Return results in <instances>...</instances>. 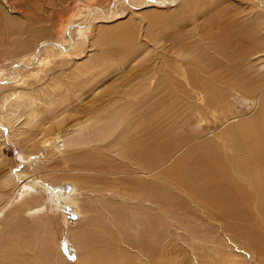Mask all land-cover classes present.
I'll list each match as a JSON object with an SVG mask.
<instances>
[{"label": "rangeland", "instance_id": "1", "mask_svg": "<svg viewBox=\"0 0 264 264\" xmlns=\"http://www.w3.org/2000/svg\"><path fill=\"white\" fill-rule=\"evenodd\" d=\"M110 1L0 0V171L8 173L11 170L10 175L0 176V184L5 176L11 177L9 186L3 187L6 192L4 200L0 203V213L6 212H3L5 215L3 214L0 221V264H264V258L259 259L255 251H249L245 246L252 242L264 251V236L260 235H264L262 223L257 225L251 220L245 224L247 232L256 229L254 233L256 231L258 235L254 234L253 240L246 242L248 238L239 240L240 232L237 234V231L238 237L233 235L235 239H232L220 221L213 220L202 226V222L189 211L191 199L198 200L206 207V198L197 196L202 192L204 183L207 182L206 195L211 196L216 194V190L220 191V187L215 189L210 183L218 172L217 167L213 165L209 164L212 166L209 167L196 160L197 170L189 167L190 172L196 171V175L201 176L199 182L194 177H189L184 184L176 177L169 180L160 178L167 183H159L158 186L166 190L168 195L158 202L156 212L145 210L146 213L139 212L135 209L137 204L124 198L111 200L112 196L107 199L102 194L89 190H83L80 195L76 188L75 191V183L72 180H63L53 187L50 176L45 179L46 173H65L64 165L57 162L60 157L54 155L51 147L47 145L53 142L54 148L60 149L63 143L68 144L71 138H74L73 134L67 135L62 131L75 123L67 125L69 112L75 109V104L73 106L71 103L75 100L81 104H77V107L84 108L91 103L89 98L106 99L107 95H117L119 92V95L122 92L124 95L133 85L135 89L127 97L135 96L136 99H142L143 95L151 92L150 88H155L151 95L152 101L155 102L152 107L154 118L159 125V133L155 134L159 151L169 154L178 149L181 156L186 154L185 157H189V161L197 158L200 153L195 150L190 152V155L187 154L188 145L179 146L181 143L188 138L198 142L205 139V142L211 140L212 145L215 143V146L222 149V139L218 136L225 138L227 129L239 124L242 119L250 118L258 110L257 101L250 97V100L247 99L239 91L229 95L235 85H232L227 77L221 79L223 88L220 87V90H229H226L228 96L222 98L226 102L224 107L221 105L223 101L218 104L219 110L203 113L200 110L201 114L197 109L198 106H203L197 96L201 91L188 89L187 92L193 97L190 99L181 88L178 89L176 85L175 87L170 79L162 78L159 84L157 77L155 80L151 79L152 75H157L158 54L169 52L170 57L175 50L195 52V55L202 53L204 56L201 60L204 63L211 61V55L219 57V65L231 71L228 76L243 79L239 52L256 50L255 43H251L247 34L253 35L256 32L255 36H264L262 0L260 4L259 0H230L236 4L221 1L217 8L209 6L206 9L217 17V22L212 26L210 23L208 26L200 18V7L194 9L193 0H166V4L154 5L140 11L136 6H148L153 0H123L119 11L111 15V18H104L102 11L110 14L113 0L111 3ZM134 8L136 10H133ZM92 14L94 20L89 22ZM227 20L231 21V25L237 30L234 36L227 39L220 36L215 38L213 33L220 29H215L214 25H222ZM224 23L223 25L226 24ZM202 24L206 25V29L201 32L204 27ZM119 33L129 35L131 46L128 47L136 50L135 46L138 45L139 55L137 50L131 48L132 56L121 57L118 62L104 63L102 66H91L97 56L105 57L107 52H124L125 47L113 40ZM71 40L75 43L74 47H71ZM53 43L62 44L64 46L61 45V48L65 49H53L48 46ZM24 46L27 49L22 50ZM40 48L41 61L34 66ZM227 56L237 57L230 59ZM263 63L264 59L256 62L259 66ZM126 71L130 72L126 75ZM150 81H153L152 86ZM140 83L147 86L145 93L136 91L139 90ZM13 93H16V98L32 99L38 117L36 124L30 123L32 118L29 116L17 119L25 112V105L17 110L12 107L11 102H6L5 97ZM202 96L208 100L213 98L211 94ZM64 97L65 104H62L64 101H59L58 98ZM56 99L59 102L55 101ZM66 105L69 109L64 113ZM1 106H4V111ZM6 109L9 110L8 121L3 120L2 116ZM214 133L215 135H212ZM78 152L68 150L71 161H74L72 157ZM204 174L207 176L203 181ZM23 176L31 178L27 187H32L40 195V204H35L33 209L36 211L40 209L38 206H45L46 213L42 219L25 216L24 210L27 211V208L22 209L23 206L20 213L17 212V201L25 186L26 179ZM70 196H77L86 207L91 204L89 209H86V216L80 214L75 204L65 201V198ZM67 200L70 201L69 198ZM254 202H251L253 208L256 207ZM142 205L145 207V204ZM130 207H134L137 212ZM147 212L155 213V221L149 220ZM14 213H18L16 218ZM111 216L115 219L118 216L124 222L117 223L115 228L111 224ZM17 217L23 220L22 229L17 226ZM143 218H148L155 228L154 243H150V239L146 241L144 231L152 226L147 222L145 225ZM84 230L86 234L87 231L90 232L86 240L80 236V232ZM137 235L138 238L141 236V240H138ZM13 245L16 246L15 250L17 249L15 253L10 250ZM233 254L238 255V258ZM152 255H155V258ZM113 257L118 261L113 262ZM88 258L92 260L91 263Z\"/></svg>", "mask_w": 264, "mask_h": 264}, {"label": "bare ground", "instance_id": "2", "mask_svg": "<svg viewBox=\"0 0 264 264\" xmlns=\"http://www.w3.org/2000/svg\"><path fill=\"white\" fill-rule=\"evenodd\" d=\"M221 1L231 2L230 0H193L192 4L193 8L196 10L200 7V18L203 19V21L206 22L208 26L209 23L212 26V24L217 22V17H215L214 14H210V12L206 8H208L209 6H212L213 8L216 6L217 8L218 3H220ZM262 1L264 3V0ZM167 2L168 1L166 0H153L152 2H150V5L144 6L143 4L139 7L136 6V9L138 8L137 10L140 11L143 8H150L154 5L166 4ZM123 3V0H113V2L111 3L112 8L110 14L106 13L105 11H102V14H99L103 15L104 18H111V15H114L116 11H119L120 6ZM231 3L233 5L236 4L235 2ZM130 6L135 7L131 4ZM136 9L134 8L133 10ZM93 14L95 15L97 13ZM93 14L91 18H89V22H91V20L93 19ZM224 22L223 23L225 25H223V23L222 25H219L217 23L216 25H214L215 29H220L218 30V32L213 33V35H215V38L219 36L222 39L231 38L237 31L236 28L231 25V21L227 20ZM205 26L206 25H204V27L201 29V32L206 29ZM220 33L222 34L220 35ZM255 34L256 32L253 35L247 34V36L251 38V43H255L256 50L254 52H239L241 69L244 73L243 79H235L228 76L229 74H231V71L228 68L220 66V58H217L214 55H211V61H209V63H204L201 60L204 56L202 53L199 55H195V52H185L179 49L182 52H178V50L176 52L175 50L173 54L171 53L172 56L169 57V52L158 51V53L160 52V54H158L157 59V75H152L153 79L151 80H155V78L157 77V84H159V81L162 80V78L170 79L173 85H176L178 89L181 88V90H183V92L186 93L190 99L192 96H190L189 92H187L188 89L190 90L191 88L192 90L197 89V91H201L202 93H199V95H197L198 101L203 104V106L197 107L199 113L201 111L202 113L211 111L215 112L216 109H218V104L223 101L224 102L221 105L222 107H224V104L226 102L222 98H226L228 96L227 93L229 92V90L226 88L220 90V87L223 88V86H221V79H223L224 77H227V79L232 82V85H235L231 88L232 90L229 92V95L239 91L240 93L244 94L247 99H249L250 97L253 100L257 101L258 110L256 111V113L254 111L255 114H253L246 120L242 119L241 122L237 125H233L231 127L228 125L230 128L225 127L229 128L224 134L225 138L218 136L220 139H222V141H220L222 149L215 146V143L212 145L210 143L211 140L205 142L204 139V141L199 140L198 142L197 140L188 138L179 146L185 145L187 147L188 145L187 148L189 152L185 151L187 154L195 150L200 153L197 158L191 161L188 160L189 157H185L186 154H184V156H181L178 149H175L173 153L169 154L167 152L159 151L155 139V134L159 133V125L154 118L152 107L154 106L155 102L152 101L151 95L152 91H154L155 88L153 90H151L150 88L149 91L151 92L146 93L145 96L143 95L142 99H136L135 96L127 97V95H130V93H132V91L135 89V86L133 85L131 90L124 95L123 92L121 95H119V92L117 95H107L106 99H99L96 97L89 98L88 101L91 103H88L89 105L85 106L84 108L83 106L77 107V104L81 105L77 100L71 103V105L73 106L75 104V109L70 110L67 125L71 124L72 122L75 123L68 127L69 129L62 131V133L64 132L67 135L73 134L72 137L74 138H71V140L69 139L70 141L68 142V144L63 143L61 148L58 147L60 149L54 148L53 142H50V144L47 145L51 147L54 155H58L60 157V160H58L57 158L56 159L57 162L64 165L63 170L65 173L61 175H50L46 173L45 179L46 177L50 176L52 181L51 184L53 185V187L58 186L63 180H72L75 183L74 189L76 188L79 192L78 194L80 195L83 190H89L102 194L107 199H109V196H112L111 200L120 198L127 199L128 201L133 202V204H137L135 205L136 207L134 205L133 206L141 213H146V211L156 212L158 202L162 200L163 197L168 195V192L166 190L158 186L159 183H167L162 181L160 178L169 180V178L171 177H176L177 179H179L181 184H184L189 177H194L196 181L199 182L201 176H197L196 171L190 172L189 170V167L197 170V167H195V161L198 160L199 162L204 163L209 167H212L210 165L217 167L218 172L216 176L210 180V183L214 186L215 189H218L220 187V191L216 190V194L208 196L205 194V191H207V182L204 183L202 192L198 193L197 196H204L206 198V207L202 206V204L198 200H193L190 198L192 201V205L190 206L189 211L197 217L199 222H202V226L207 224L208 222L211 223L213 220L220 221L222 224H224L225 231L231 234L232 239H235L233 235L237 236L238 232H240L238 236L241 239L239 240L248 238L246 239V242H251V240H253L254 238V234L256 236L257 232L255 231L254 233V230L256 229H254L253 232L252 230H250V232H247L245 224L251 220H254L257 225L259 223H262V225H264V63L261 66L256 64V62L264 59V52H262L264 51V36H255ZM128 36L119 33V35L113 37L115 43H118L125 47L124 52H107V56H97L93 59L94 61L90 65L96 67L100 65L102 66L104 65V63L118 62L121 57H129L130 55L132 56V49L134 50L135 48L128 47L129 43L131 42L130 37L128 38ZM61 45L62 44L53 43L48 46L53 49H59L61 48ZM74 46L75 43L73 42L71 44V47ZM135 47H137L139 50L138 45ZM63 48L65 49V47ZM63 48H61V50H63ZM24 49H27V47L24 46L22 50ZM138 50L137 55H139ZM61 54L64 55L63 52ZM227 57H229L230 59H235L237 56ZM40 61L41 48L40 53L37 55L33 65L35 66V64H38ZM122 65H124V62ZM85 69L87 70V68ZM127 71L125 72L126 75L130 72L129 71L127 73ZM12 77H14V73L12 74ZM150 82L152 86L153 81ZM138 87L139 90L136 91L145 93L147 86L145 87V85L142 83ZM82 88L83 86H81V89ZM226 90H228V92H226ZM203 94H211L213 95V98H209L208 100L202 96ZM15 95L16 93H13L12 95L5 97V101L11 102L12 104H10L12 105V107L17 110H20L25 105V112L17 117V119H19L20 117L29 116L30 118H32V122L30 123L36 124L38 122V117L36 115V110L33 108L34 102L31 101L32 99L27 100L18 97L17 99ZM63 99H65V97L58 98L59 101H64ZM58 100L56 99L55 101ZM62 104H65V101L64 103L62 102ZM91 105L93 106L91 107ZM3 107L4 106H1L2 110ZM65 107L67 108V105ZM68 109L69 107L65 112H63L66 113ZM225 109L227 112H229L227 107ZM8 111L9 110L6 109V112L2 114L3 120L5 121H8L9 118V114H7ZM225 114L226 113H224V115ZM212 135H215V133ZM220 135H222V133ZM225 142L228 143L225 144ZM70 149L79 151L78 154H75L74 157H72L74 161H71V158H69L70 153L69 155L67 153ZM192 164H194V166ZM10 173L11 170L8 173H5V171L2 170L0 171V176L2 174L10 175ZM206 176V174L203 175V181ZM23 177L26 179L24 182L25 186L22 190L19 200L17 201V204H19L17 212L20 213V208H22L21 206H23L22 209H24V207L27 208V211L24 210L25 216L27 215V217L30 216L31 218L42 219V217H44L46 213L45 206H38L40 207V209L36 211L33 209L35 207V204L36 206L37 204H40V202L38 201L40 195L36 193L35 190L32 189V187H27L30 183L31 178H29L28 176ZM10 179L11 177L5 176L2 184H0V194H2L0 196V203L4 200V193L6 192L3 187L9 186ZM68 198L70 199V201L67 200ZM68 198H65V201L71 204H75L78 207L80 214L86 216V209H89L91 204L89 207H86V205H83V203L80 202L77 196H70ZM252 201L256 202L255 208H253L252 206ZM142 204H145V207H143ZM134 207H130V209L136 211L133 209ZM107 208L110 209V207ZM28 209H33V211L31 210L32 212L30 213ZM3 212L0 213V221L5 215ZM147 213L149 220L152 219L153 221H155V213ZM17 214L18 213L13 214L15 218ZM132 215H134V213ZM149 215H151L152 218ZM116 217V219L119 221H117L114 217H112L113 219L111 218V224L115 228H117V223L121 224L122 222H124L123 219L120 220L118 216ZM144 217L146 216L144 215ZM144 220L145 225L146 222L150 224L148 218L147 220L146 218ZM136 221L137 220H135V223H137ZM16 222L19 228L23 226L22 218H18ZM150 225L152 227L147 228V230L144 231V234L146 241L150 239L149 242L154 243L155 235L153 232L155 231V228L152 224ZM140 226L141 225H139V227ZM85 231L86 230H84V232H80V236L85 237L86 240L90 235V232L87 231L86 234ZM137 232L139 231L137 230ZM260 235L264 236L262 233H260ZM140 237L141 236H139L138 238L137 235L138 240H141ZM239 240L238 242L240 243L241 241ZM240 246L244 247V245ZM245 246L249 251H255L258 258L263 260L264 251L262 249L258 248L252 242L249 243V245L245 244ZM15 247L16 246L13 245L12 249H10L11 252H16L17 249L15 250ZM152 256L153 258H155V255ZM229 256H231V253ZM233 256L236 257L238 255L233 254ZM88 259L89 261L91 260L90 258ZM222 259L224 258L222 257ZM112 261H116L115 257H113ZM91 262L92 260L90 261V263Z\"/></svg>", "mask_w": 264, "mask_h": 264}]
</instances>
